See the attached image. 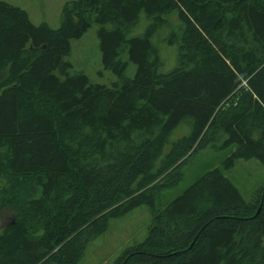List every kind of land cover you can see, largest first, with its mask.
I'll use <instances>...</instances> for the list:
<instances>
[{
	"label": "trees",
	"instance_id": "16d2710c",
	"mask_svg": "<svg viewBox=\"0 0 264 264\" xmlns=\"http://www.w3.org/2000/svg\"><path fill=\"white\" fill-rule=\"evenodd\" d=\"M92 25L109 84L65 59ZM203 147L229 153L161 206ZM248 159L264 169V0H66L55 28L0 0V264H76L141 205L144 238L109 264H264V181L244 200L222 173Z\"/></svg>",
	"mask_w": 264,
	"mask_h": 264
},
{
	"label": "rangeland",
	"instance_id": "374dc122",
	"mask_svg": "<svg viewBox=\"0 0 264 264\" xmlns=\"http://www.w3.org/2000/svg\"><path fill=\"white\" fill-rule=\"evenodd\" d=\"M12 5L25 6L33 1L30 11V20L33 24L45 22L49 27L55 28L59 22V10L61 4L66 0H5ZM44 4V5H42ZM40 5H42L40 7ZM142 25L137 27L141 29ZM95 25H92L78 39L70 41V51L65 59L70 63L72 71H80L87 75L90 81L96 83L109 84L115 78L108 70L102 67L100 51L98 48V38L96 36ZM141 31V30H140ZM163 31L154 35L152 38L159 59L161 61L160 72H167L175 66L176 50L175 46L167 45L160 40ZM134 66L128 64L125 74L132 76ZM187 132V125L180 122L168 136L167 142L182 136ZM164 145L163 150L165 149ZM231 150V149H230ZM229 153L226 150H209L201 148L191 155L184 163L174 168L177 172L172 177V187L162 190L157 202L161 206L165 205L176 195L181 194L197 179H199L208 169L220 167L221 160ZM171 167L160 175L152 184L158 183L159 186L165 182L164 177ZM222 173L237 188L241 197L248 200L255 187L264 181V169L254 159L236 160L234 165L228 169H222ZM164 181V182H163ZM170 181V180H166ZM11 220L9 210L0 211V227ZM149 223V213L145 206L141 205L126 213L125 215L109 219L102 233L91 238L86 243L83 253L76 264H109L119 253L128 246L141 241Z\"/></svg>",
	"mask_w": 264,
	"mask_h": 264
},
{
	"label": "crops",
	"instance_id": "0c3cea01",
	"mask_svg": "<svg viewBox=\"0 0 264 264\" xmlns=\"http://www.w3.org/2000/svg\"><path fill=\"white\" fill-rule=\"evenodd\" d=\"M32 4H33V1L30 2V3L27 5L28 8H26L25 6H19V7L23 8V9L27 12V15H28L29 20H30V11H28V9L32 6ZM42 5H44V4H42ZM42 5H40V7H41ZM30 21H31V20H30ZM41 21H42V20H41ZM41 21H40V22H41ZM31 22L33 23V21H31ZM37 23H38V22H37Z\"/></svg>",
	"mask_w": 264,
	"mask_h": 264
}]
</instances>
